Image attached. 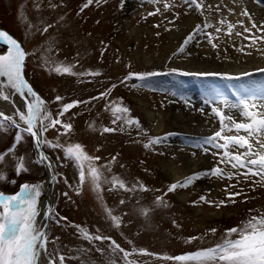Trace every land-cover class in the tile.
Returning a JSON list of instances; mask_svg holds the SVG:
<instances>
[{
    "label": "rangeland",
    "instance_id": "1",
    "mask_svg": "<svg viewBox=\"0 0 264 264\" xmlns=\"http://www.w3.org/2000/svg\"><path fill=\"white\" fill-rule=\"evenodd\" d=\"M85 2L86 0H0V28L17 39L28 53L25 79L46 102L53 115L58 113L63 104L73 101L88 102L78 104L60 117L64 123L72 124V130L67 135H58V130L63 132L58 125L56 129L45 133L46 139L53 142L59 139L65 145L82 144L89 155L100 157L98 166L110 168V171L104 170L107 180L110 181L115 176L127 188L135 189L125 191L112 188L110 183H103L102 191L98 194L90 183L85 182L77 194L78 171L73 163L64 159L61 149L43 146L42 150L53 161L55 178V198L51 209H54L56 216L53 219L46 217L48 252L54 256L79 255L82 259L90 260L91 264H107L110 259L115 264H125L122 253L112 252L109 240L86 241L74 227L78 225L88 229L92 235L111 237L129 252L135 249L128 258L134 264H178L163 257H174L211 247L220 241L226 229L244 220L250 209L264 211V186L254 183L258 177L245 179L230 165H219L225 174H237L232 179L205 176L187 189L169 193L167 189L171 182L158 167L160 163H172L181 170L184 165L182 158L187 154L178 149L191 151L193 156L208 159L205 170L216 166L219 157L211 154L214 149L205 154L199 148L191 146L201 139L194 138L199 135L194 131L186 133L191 138L172 135L165 143L148 149L144 144L149 138L174 134L171 132L173 124L169 116L176 107L187 111L193 120L199 119L200 125L205 129L200 135L203 138L209 137L219 130L217 118L211 114L209 106L202 107L203 112L200 108L192 107L189 111L184 109L182 103H185V99L190 100V97L195 96L203 101L209 91L222 93V88L226 90L224 94L233 98L231 93L241 87L255 88L264 85V72L241 77L250 72L237 73L239 66H236L243 64L247 68L259 66L257 70L264 69V42L258 41L256 45L249 47L250 40L244 38L249 33H245L240 24L243 22L246 27H251L252 21L258 25L264 24V5L256 0H234L230 6L236 9L235 12L228 9L229 5L223 0L205 2V16L214 25L206 31L212 34L213 43L217 47L213 48L208 43L206 35H200L194 41L200 38L202 46L198 50L201 53L210 54L215 61L224 64L226 69L230 65L232 69L211 72L217 73L215 76H199L194 74L204 72L178 70L171 75L153 77L151 82L155 90H151L148 87H132L133 84H140L135 79L124 83L121 81L129 73L168 72L172 69L168 66L169 60L160 67H152L167 52L171 59L189 60L190 57L184 53L173 56L184 39L177 41L173 47L172 26L190 18L202 24L204 17L189 9L183 0H168L173 6L167 11L163 7L164 0L159 4H154L151 0H123V6L122 0H101L99 4L93 3L81 12L80 8ZM128 2H134L133 13L125 11ZM207 5H211V9ZM156 8H160L161 12L149 16ZM245 9L251 15V20L242 15ZM21 11L26 17L25 21L20 19ZM221 20L225 21L223 25L220 24ZM228 23L235 25L231 35L226 34ZM48 25L52 27L44 33L42 30ZM215 27H220L221 31L216 32ZM252 31L256 36L264 35L255 29ZM237 32L242 35H236ZM158 41L162 44L160 50L155 47ZM50 43L51 51H48ZM189 47L190 44L186 49L191 50ZM3 49L0 46V51ZM45 57L56 63L75 65V73L98 72L99 75H61L50 72L45 66ZM172 91L182 93L183 99L180 95L172 96ZM101 93L108 94L100 99H92L100 97ZM56 96L62 97V100L56 101ZM113 102L128 107L131 117L139 120L140 128L125 127L124 131H120L121 122L112 123L114 117L110 105ZM190 103L187 105L193 106ZM146 111L161 116L164 126L162 133L154 130L155 122L150 124L146 120ZM90 124L95 125L94 129L90 128ZM104 127L116 128L117 131L104 133ZM15 134L16 129L12 127L6 126V130H0V153L13 145ZM15 156L24 157L28 171L16 175V161L11 155L6 156L4 163L0 164V170L6 173L8 179L0 181V192L15 194L20 185L29 183L41 184L42 193L45 173L43 167L35 162L30 137L25 135L16 146ZM112 157H116L115 161H112ZM12 180L15 181L14 184L9 182ZM141 185L148 190H140ZM232 192H241V195L235 197V203L228 200V194ZM180 193L185 195L183 200L177 197ZM202 195L215 203L200 201ZM158 196L163 197L164 203H156ZM121 200L124 201L123 204L120 203ZM220 201H225V204L215 206ZM105 207L111 209L113 215L121 217L120 227L113 226ZM142 210H147L148 214L144 215ZM61 217L67 219L60 220L57 224L56 220ZM213 228L217 229L214 235L209 232ZM190 237L200 239L188 243ZM97 248L103 249V254L97 252ZM141 250L148 254H141ZM75 261L76 259H66L65 264H76Z\"/></svg>",
    "mask_w": 264,
    "mask_h": 264
},
{
    "label": "snow or ice",
    "instance_id": "2",
    "mask_svg": "<svg viewBox=\"0 0 264 264\" xmlns=\"http://www.w3.org/2000/svg\"><path fill=\"white\" fill-rule=\"evenodd\" d=\"M100 2L101 0H86L80 11L83 12L84 9L89 8L93 3L99 4ZM151 2L159 4L161 0H151ZM183 2L189 9L204 17V21L202 24L195 25L183 40L177 52L173 53V56L185 53L187 46L200 35H206L208 43L213 48H216L217 45L213 43L214 37L206 31L209 28H213L214 25L205 16V0H183ZM256 2L262 3V0H256ZM121 6H123V0ZM172 6L168 0H164L163 7L165 11ZM207 8L211 9V5H207ZM160 12L161 9L156 8L154 12H150L148 15L152 16ZM242 15L249 20L252 19L246 9L243 10ZM20 19L22 21L26 20L23 11L20 13ZM224 23L225 21H220L221 25ZM240 24L244 28V32L249 33L248 36L244 37L250 40L249 47L256 45L258 41L264 42V35L256 36L252 31L255 29L256 32L264 33V24L258 25L255 21H252L251 27L244 26L243 22H240ZM50 27L52 25H48L42 31L46 33ZM156 27H159V25H156ZM234 27L235 25L228 23L226 34L231 35ZM37 31H40V29H37ZM215 31L220 32L221 28L215 27ZM236 35L242 34L237 32ZM0 45L4 46V50L0 52V101L12 102V97L15 95H19L25 100V110L15 109L13 114H6L4 111H0V130H6V126L16 129L13 145L5 152L0 153V164L4 163L6 156L11 155L16 161L14 167L16 175L28 171L24 157L15 156L16 146L27 135L41 149L39 159L35 161L36 163L47 162L49 168L53 167L49 157L42 151L43 146L63 151L64 159L71 161L78 171L79 184L76 189L77 194H79L85 182L90 183L92 189L98 194L102 191L101 186L103 183H110L112 188H120L125 191L135 190L127 188L125 183L118 177L113 176L110 181L107 180L104 176V170L110 171V168L108 166H98L97 161L100 160V157L89 155L82 144L68 143L65 145L60 143L59 139L55 142L46 139L45 133L50 129H56L58 125L63 129V132L58 130V135H67L72 130V124L64 123L60 117H63L65 113L78 106V104L88 102L73 101L63 104L62 108L54 116L47 108L46 102L25 79V60L28 53H26L21 43L6 31L0 30ZM48 51H51V43ZM44 63L50 72L54 71L61 75H99L98 72L75 73L73 71L75 65L56 63L55 61H50L47 57H45ZM177 71V69L172 68L166 73L156 71L129 73L121 83L135 79L140 84H133L132 87H148L151 90H155L151 82L153 77L171 75L177 73ZM259 71L264 72V69H259ZM180 74L188 75V73ZM194 75L215 76L217 73L204 72ZM244 75L250 74L244 73ZM107 94L101 93L100 97H93L92 99H100ZM171 95H180L183 99L182 93L177 91H172ZM231 97L234 99L215 90H211L205 95L203 104L209 106L211 114L217 118L219 130L209 137L195 141L191 145L201 149L205 154L214 149L215 151H212L211 154L219 157L217 165L208 170L194 172L182 180L171 183L167 192L173 193L178 189H187L205 176L232 179L237 173L243 175L245 179L258 177L259 179L254 181V183L264 186V85H258L255 88L241 87L239 90L233 91ZM55 99L56 101H61L62 97L56 96ZM184 102L186 104L190 103L187 99ZM110 107L114 117L112 123L121 122L120 131H124L125 127L131 128L135 126L140 128L139 120L131 117L128 107L116 102H113ZM199 110L201 112L204 111L203 108ZM94 127V124H90V128L94 129ZM115 131H117L116 128L104 127L102 129L104 133ZM172 135L174 134L168 133L163 137L149 138L144 147L148 149L155 145L163 144ZM115 159L116 157H112V161H115ZM219 165H230L232 169L237 170V173L225 174L223 168ZM7 179L6 173L0 170V181H6ZM9 182L15 183L14 180ZM231 187H234V185ZM41 189V184L24 183L19 186V191L15 194L6 195L0 192V264H42V257L43 264H65L66 259L74 258L66 257L63 254L54 256L48 252L49 236L46 225L38 223V217L41 215L38 210V201L42 194ZM140 190L147 191L148 189L141 185ZM64 195H67V193ZM238 195H241V192L229 193L228 200L235 203V197ZM199 200L209 204L215 203L208 201L203 195L200 196ZM120 203L123 204L124 201L121 200ZM156 203H164L163 197L158 196ZM224 204L225 201H220L215 206L220 207ZM142 211L144 215L148 214L147 210ZM105 212L113 226H121L120 216L113 215L112 210L106 207ZM254 212L257 214H252ZM55 216L54 209L49 208L47 218L53 219ZM66 219V217H61L56 220V223L59 224L60 220ZM74 227L78 229L80 235L86 241L109 240L113 253H122L125 264H134V261L128 258L133 255L135 249L133 252H129L112 240L111 237L92 235L88 229L82 226L75 225ZM216 231L217 229L215 228L209 230L213 235ZM196 239H200V237H190L187 242L191 243ZM96 251L101 254L104 252L101 248H97ZM141 254L148 253L141 250ZM163 259L173 260L178 262V264H264V211L250 209L249 215L244 220L238 225L226 229L220 241L211 247L197 249L174 257L165 256ZM107 264H115V261L110 259Z\"/></svg>",
    "mask_w": 264,
    "mask_h": 264
},
{
    "label": "bare ground",
    "instance_id": "3",
    "mask_svg": "<svg viewBox=\"0 0 264 264\" xmlns=\"http://www.w3.org/2000/svg\"><path fill=\"white\" fill-rule=\"evenodd\" d=\"M227 6L229 5L228 9L235 10L234 8H231V4L234 3V0H223ZM248 1V0H247ZM205 2L210 3L211 0H205ZM264 5V0H262V3ZM226 6V5H225ZM133 7H134V2H128L125 6V11L133 13ZM227 8V7H226ZM128 14V13H127ZM198 24V21L194 18H190L189 20L185 22H180L178 24H175L172 26V39H173V47L177 41H180L182 39H185L186 36L192 31V29L195 27V25ZM161 43L158 41L155 45V47L160 50L161 49ZM199 46H202L201 40L193 41L190 43L191 50L186 49V52L184 53L185 55H188L190 57L189 60L187 61H181V60H175L171 59L170 56H168L167 52L162 56L160 60L157 61V63L152 66L153 68L160 67L165 63V61L169 60V68H175L177 70H185L187 72H221V71H229L232 69V67L224 66L221 63L215 61L210 54H203L201 53L198 49ZM4 50V49H3ZM2 50V51H3ZM0 51V52H2ZM234 66V65H232ZM238 67V72L237 73H244L249 71V74H257L260 72L257 70L258 67L254 66L252 68H247L243 64L236 65ZM252 71V72H251ZM232 72V71H230ZM245 76L244 74L241 75V77ZM224 78V77H223ZM226 79V78H224ZM222 93H225V89H221ZM189 100V99H187ZM193 106H188L185 103H182L183 108L188 110H192L193 108H202L206 107L207 105L203 104V101L195 96L190 97L189 100ZM15 109H20V110H25V100L23 97L19 95H15L12 97V102H5V101H0V111H4L6 114H13ZM145 117L146 120L150 123L153 124L155 122L156 128L154 129L157 133H162L164 130L163 126V121H161V116L154 115L151 111H146L145 112ZM169 119L172 121V126L173 129L171 132L174 133L176 136H182V137H187L191 138L188 136L186 133H192L193 131L199 134L198 136H194V138H203L200 134L203 132L205 129L203 128L201 122L199 119L193 120L190 118L188 115L187 111H183L181 107H176L173 109V112L170 114ZM198 120V121H197ZM201 150V149H200ZM179 152L185 153L187 155H184L182 158L183 162V168L181 170H178L172 163L166 164V163H160L159 164V171L166 177L168 180H170L171 183L179 181L184 179L187 175L192 174L194 172H201L205 170L206 164L208 163V159L202 157V156H193V152H187L183 149H178ZM45 165V164H44ZM49 187V189H48ZM46 189V190H45ZM177 197L179 200H183L185 198L184 194H177ZM55 198V190L48 186L47 183L43 184V191L42 195L39 198L38 201V210L41 213V215L38 217V223L41 225H45V212L47 209L48 205L53 204ZM215 217H219L218 215H215ZM42 264H43V257H42Z\"/></svg>",
    "mask_w": 264,
    "mask_h": 264
},
{
    "label": "water",
    "instance_id": "4",
    "mask_svg": "<svg viewBox=\"0 0 264 264\" xmlns=\"http://www.w3.org/2000/svg\"><path fill=\"white\" fill-rule=\"evenodd\" d=\"M0 30H2V29L0 28ZM2 31H4V30H2ZM0 46H2V45H0ZM2 47H4V46H2ZM34 91H35V90H34ZM37 94H38V93H37ZM38 95H39V94H38ZM30 138H31V137H30ZM31 142H32V149H33V152H34L35 158H36V160H38V159H39V152L41 151V149L38 148V147L35 145V142H34V140H33L32 138H31ZM42 151H43V150H42ZM43 152H44V151H43ZM44 154H46V153L44 152ZM46 155H47V154H46ZM47 156L49 157V159L51 160L52 165H53V161H52V159L50 158L49 155H47ZM39 164L43 167V169H44V173H45V176H44V179H43L42 184L47 183L48 186L52 187V188L55 190L54 168H53V167H52V168H49L47 162L39 163ZM44 164H45V165H44ZM48 189H49V187H48ZM45 190H46V189H45ZM52 205H53V204L47 206V209H46V212H45V216H44V217H45V222H47L46 217H47L48 209H49V208H52ZM45 225H46V223H45Z\"/></svg>",
    "mask_w": 264,
    "mask_h": 264
},
{
    "label": "trees",
    "instance_id": "5",
    "mask_svg": "<svg viewBox=\"0 0 264 264\" xmlns=\"http://www.w3.org/2000/svg\"><path fill=\"white\" fill-rule=\"evenodd\" d=\"M74 258V260L76 259V264H91V262H89L90 260H85V259H82V257L80 258V256L79 255H75L74 254V256H73Z\"/></svg>",
    "mask_w": 264,
    "mask_h": 264
}]
</instances>
